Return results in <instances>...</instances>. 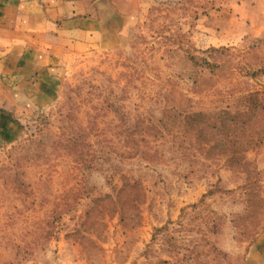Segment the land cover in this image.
Instances as JSON below:
<instances>
[{"label":"rangeland","instance_id":"obj_1","mask_svg":"<svg viewBox=\"0 0 264 264\" xmlns=\"http://www.w3.org/2000/svg\"><path fill=\"white\" fill-rule=\"evenodd\" d=\"M97 6L116 39L63 48L50 87L0 109V264H245L264 229V0Z\"/></svg>","mask_w":264,"mask_h":264},{"label":"crops","instance_id":"obj_2","mask_svg":"<svg viewBox=\"0 0 264 264\" xmlns=\"http://www.w3.org/2000/svg\"><path fill=\"white\" fill-rule=\"evenodd\" d=\"M97 2L0 0V109L7 101L31 104L34 91L50 87L57 68L52 64L63 48L81 51L100 42L101 34L116 39ZM245 264H264V229L250 244Z\"/></svg>","mask_w":264,"mask_h":264},{"label":"trees","instance_id":"obj_3","mask_svg":"<svg viewBox=\"0 0 264 264\" xmlns=\"http://www.w3.org/2000/svg\"><path fill=\"white\" fill-rule=\"evenodd\" d=\"M259 93L258 92H254V93H249L248 95H245V98H250V97H253V101H255L256 103L259 102V99L260 97L258 96ZM220 116H217L218 119H220ZM195 120H196V123L199 125L198 126V131L202 132V130L204 129V126H205V122H206V117H205V114L202 113V112H198L195 114V116L193 117ZM198 121V122H197ZM3 122V121H2ZM120 170L119 169H115L114 170V173H118ZM120 178L125 180V183L129 184L131 187H137L139 185V180L135 177H133L132 175H126L124 173H122L120 175ZM111 181H113V177L110 178ZM125 184V185H126Z\"/></svg>","mask_w":264,"mask_h":264}]
</instances>
